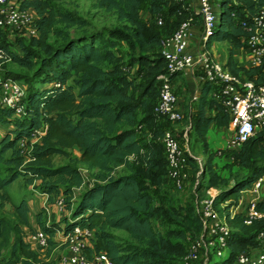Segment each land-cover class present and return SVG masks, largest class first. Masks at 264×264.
I'll return each instance as SVG.
<instances>
[{"label":"trees","instance_id":"trees-1","mask_svg":"<svg viewBox=\"0 0 264 264\" xmlns=\"http://www.w3.org/2000/svg\"><path fill=\"white\" fill-rule=\"evenodd\" d=\"M97 1L107 9L114 8L119 18L132 25L128 37L136 51L127 58L117 59L114 40L106 44L96 31L69 36L56 46L48 44L44 36L57 20L77 26H84L87 21L68 9L55 7L50 0H21L22 7H30L36 14L38 35L31 36V44L40 47L45 54L32 73L38 84L25 86L23 114L17 115L12 107L0 103V120L13 125L0 136V161L5 159L4 153L11 150V156L6 160L20 167L0 177V188L22 175L29 183L38 181L40 191L47 193L48 200L55 196L62 198L66 213L60 220L44 223L40 210L36 213L48 241L58 230L66 233L75 226L88 227L96 236L93 249L105 252L108 264H183L181 257L187 251L186 232L198 233L200 230L195 209L191 205L184 207L182 228L167 229L164 233H157L151 220L160 214L172 215L170 210L153 203V184H159L161 177L167 176V161L159 138L164 128L158 122L160 115L154 111L158 96L157 75L165 71V60L158 48L161 38L171 33L188 11L182 9L177 13L181 3L168 0ZM218 1L219 23L206 43L226 40L229 47L224 64L232 72H242L255 84L264 85V55L260 63L248 67L238 66L233 58V49L245 46L250 33L241 19H248L247 15L263 6L264 0ZM144 2H147L154 21L147 22L140 17ZM162 13L176 17L174 26L171 23L163 35L155 22ZM5 42V37H1L0 46L5 48L11 60L33 67L32 50L23 45L22 53L13 52ZM103 61L109 65L102 66ZM3 78L6 77H0V83ZM213 91L211 82L205 81L201 85L196 110L188 115V130L192 129L202 142L207 186L223 185L215 193L213 203L233 227L226 253L214 264H233L240 250L256 244V230L264 222V218H256L247 224L239 212L229 213V207L237 202L241 189L264 172V132L250 136L239 149L227 151L231 161L244 169L228 182L229 179L213 165V152L208 148L206 136L211 123L225 126L229 123L228 110ZM139 111L141 115L137 117ZM43 123L47 125L45 133L31 144L27 152L30 158L22 164L25 149L19 145V140L30 138ZM143 125L151 131L149 138L139 134ZM74 145L79 149L77 161L88 168H97L92 181H85L72 159L53 164L54 154H67ZM130 155L134 159L131 160ZM187 160L194 163L190 155ZM120 165L129 172L116 173ZM3 197L0 192V198ZM257 208L264 210L263 201L257 202ZM28 209L26 200L17 203L22 223L28 222ZM111 228L126 230L140 245L124 248L114 238ZM15 248H18V255L0 264H54L22 238L17 239ZM87 253H90V247Z\"/></svg>","mask_w":264,"mask_h":264},{"label":"built area","instance_id":"built-area-1","mask_svg":"<svg viewBox=\"0 0 264 264\" xmlns=\"http://www.w3.org/2000/svg\"><path fill=\"white\" fill-rule=\"evenodd\" d=\"M180 2L181 8L188 14L180 19L174 30L164 35L160 40L159 53L165 60V71L157 75L158 96L154 111L168 120L177 122L182 119L183 112L178 108V95L172 84V74H178L187 69L200 79L190 100L196 101L198 90L205 81L214 85L213 94L226 106L229 113L228 126L232 132L227 138L222 150H237L250 136L258 131L264 132V85L255 84L243 73L232 72L224 63L213 57L207 38L217 26L220 8L218 0H168ZM21 0H0V33L9 36L38 35L35 23L36 14L30 7H22ZM196 13V17H195ZM235 16V14L233 13ZM241 19L244 26L250 29L246 37L247 47L252 53V63L261 62L264 55V5L255 12ZM159 25L164 23L161 14L156 18ZM197 33L196 50H189V40ZM11 59L3 46H0V61ZM199 65V71L195 66ZM25 85L17 78L6 77L0 83V103L10 106L15 114L24 112L22 99L25 95ZM190 126V122L188 123ZM188 126V127H189ZM47 125H40L30 138L19 140V145L25 146L38 141L45 133ZM187 128L182 131V136ZM167 161V176L176 188H182L188 178L187 146L177 137L172 129H164L159 136ZM210 188V187H209ZM215 193L196 200L195 211L200 221V230L189 243L182 257L183 264H206L215 257H221L227 250L228 238L233 227L227 222L224 213L220 212L213 203ZM248 197V198H247ZM264 204V178L259 175L252 183L241 189L237 202L229 207L230 215L241 214L243 222L250 224L256 218H264V210L257 208V202ZM58 209L62 208V198L58 197ZM223 205L222 203L220 204ZM60 233L66 253L62 264H108L105 252L93 249L96 236L88 227L75 226L71 231ZM31 239L41 247L48 245V236L44 230L37 229L31 234ZM88 247L90 253L88 254ZM235 264H264V222L256 230V244L248 246L237 253Z\"/></svg>","mask_w":264,"mask_h":264},{"label":"rangeland","instance_id":"rangeland-1","mask_svg":"<svg viewBox=\"0 0 264 264\" xmlns=\"http://www.w3.org/2000/svg\"><path fill=\"white\" fill-rule=\"evenodd\" d=\"M50 1L57 8L68 9L83 17L87 23L84 26H77L75 24L66 25L62 20H57L54 23L52 30L44 36V39L48 44L56 46L61 44L69 36L74 37L78 36V34L82 32L96 31L100 32L102 36L101 40L105 41L106 44L110 43V40H114V44L118 50L117 59H120L121 57L127 58L131 54L135 53V47L130 45V37H128L130 36V32L133 27L128 21L119 18L114 8L107 9L105 5L100 4L97 0ZM165 8H167V6ZM217 10L219 13L220 8L218 7ZM161 15L165 24L159 25L156 23V25L160 34L163 35L167 32L168 28H170L169 25L171 23L174 26V20L176 17L169 13H162ZM140 17L147 22L152 20L154 21V16L149 11L147 2H144L140 8ZM3 36L5 37L6 46L13 52L22 53L23 45L32 50L34 53V64L32 68H29L22 66L11 59L2 60L0 61V77H16L26 86V88H28L29 83L37 85V78H33L32 73L33 69L39 64L41 57L44 56V51L40 47L31 44V36H9L7 33H0V39ZM226 43V40H214L213 45H209V47L214 53L213 50H215V48L225 46ZM101 65L108 66L109 63L107 61H103L101 62ZM184 79L187 84H190L193 76L191 74H187L184 76ZM190 89L192 90L193 86H191ZM195 102L196 101L188 102L185 98V110L183 112V117L177 122L168 120L161 115L158 116V122L164 129H179V131H177L178 138L187 146V159L188 155H190L191 158L194 159V163H190L188 160L186 162L188 165V178L182 188H176L166 174L161 177L159 184H153V203L159 204V206H162L165 210H170L172 212V215L167 216L165 214H160L152 218L151 225L157 233H164L167 229L182 228L183 224L181 213L185 211L184 207L191 205L193 209H195L196 200L203 196H208L210 193H216L218 189L223 186L222 184L219 186H212L210 188L207 186L206 173L204 172L203 165L204 160L206 159V154L203 152L202 142L193 133L192 129L188 130L185 136H182L181 132L186 128L189 129V104L194 106ZM140 115L141 112L139 111L137 113V117ZM12 126V123L0 120V136L4 135L12 128ZM148 129L149 128L143 125L139 134L144 135L145 138H149L151 131ZM30 147V143L25 146V156L22 164L30 158V155L27 153ZM219 148H216L213 151L214 158H222L223 160L221 165H216L217 169L229 179L228 182H232L233 177L236 174L242 173L244 169L238 167L231 161L226 150H222L221 153L218 154L217 150ZM78 154L79 152L76 149H70L67 154H54L52 156V162L53 164H59L72 159L73 163L79 166L85 181H92L97 172V168H88L83 163L77 161ZM10 156L11 150H7L4 153L5 159L0 161V177L7 176L12 171L20 168L15 164V162L6 160L7 158H10ZM129 157L131 160L134 159L133 155H130ZM223 158H227L229 161H224ZM115 172L126 173L129 172V169L120 165L116 168ZM261 175L264 178V172ZM76 190H78V188H76ZM0 192L4 195L3 198H0V262L5 263L8 258H14L18 255V248H15V244L18 238H22L41 256H47V259L52 261L54 264H62L66 248L61 239L59 240V238L56 239L54 236H51V241H48V245L41 247L38 246L30 237L37 229L42 230L37 221L36 215L39 210L41 212V220L44 223H50L61 219L60 217H62L63 213L58 209V196H55L53 200H48V197L45 198V196L41 193L38 181L29 183L22 175H19L9 185L0 188ZM22 199L26 200L29 206L27 223H22L20 221V215L17 211V203ZM110 230L114 238L124 248H132L140 245V243L126 230L118 228H111ZM57 234L60 233L57 232ZM186 234L184 243L186 244L185 247L187 250L189 243L196 237L197 233L189 230ZM223 256L215 257L206 264H214V262H218Z\"/></svg>","mask_w":264,"mask_h":264},{"label":"crops","instance_id":"crops-1","mask_svg":"<svg viewBox=\"0 0 264 264\" xmlns=\"http://www.w3.org/2000/svg\"><path fill=\"white\" fill-rule=\"evenodd\" d=\"M190 2L192 4H194V0H190ZM195 17H196V13H195ZM198 40H199V38H198L197 33H194L189 40V50L190 51L194 52L196 50ZM213 43H214V41H213ZM213 43L211 42L210 45L212 46ZM228 47H229L228 43H226L225 46H219V47L215 48V50H213L214 53L211 51L213 54V57L215 59H217L218 61L225 63L227 60V56H228ZM233 58H234L236 64L238 66H241V67H248L251 64H253L252 63L253 53L245 46L234 48L233 49ZM195 71L196 72L199 71V65L195 66ZM187 74H191L193 76V79L191 80L190 84H187V82L184 79V76ZM199 83H200V79L192 73L191 69H187V70H184L182 72H179L178 74H176L172 78L173 87H174V89L178 95V104L177 105H178V108L182 112H184V110H185V98L187 99L188 102H191L190 96H191V94H193L195 92V89ZM191 86H193V89H192L193 91L190 89ZM191 92H193V93H191ZM198 92H200V89L198 90ZM189 107H190L189 113L195 112L196 102L194 103V106L189 104ZM173 130L175 132L179 131L178 128H174ZM187 131H188V129H187ZM231 132H232V130L228 125L227 126L216 125L214 123H211L209 125V128H208L207 133H206L209 150L211 152H213L216 148L224 147L225 142H226L227 138L229 137V135L231 134ZM70 149H73V150L76 149L79 152V149L76 145L72 146L68 150H70ZM78 157H79V154H78ZM223 159H224V161H229L227 158H223ZM222 161H223L222 158H214V157L212 158L213 165L217 171H218V169H217L216 165H219V164L221 165V163H223ZM65 162H67V161H65ZM62 163H64V162H62ZM219 173L222 174L221 172H219ZM41 193L45 196V198L48 197L47 193H45L43 191H41ZM61 211H62L63 215L66 213L64 209ZM54 237L56 239L59 238V240L61 239L60 234H57V232L55 233Z\"/></svg>","mask_w":264,"mask_h":264},{"label":"water","instance_id":"water-1","mask_svg":"<svg viewBox=\"0 0 264 264\" xmlns=\"http://www.w3.org/2000/svg\"><path fill=\"white\" fill-rule=\"evenodd\" d=\"M219 19H220V13H219ZM219 19H218V22H217V24L219 23Z\"/></svg>","mask_w":264,"mask_h":264}]
</instances>
